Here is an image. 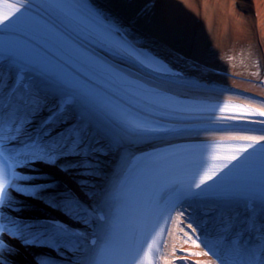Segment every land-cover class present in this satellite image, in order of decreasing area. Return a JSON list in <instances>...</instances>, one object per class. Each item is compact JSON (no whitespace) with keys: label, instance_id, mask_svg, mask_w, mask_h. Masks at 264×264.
<instances>
[{"label":"bare ground","instance_id":"6f19581e","mask_svg":"<svg viewBox=\"0 0 264 264\" xmlns=\"http://www.w3.org/2000/svg\"><path fill=\"white\" fill-rule=\"evenodd\" d=\"M81 1L86 10L99 13L108 21L120 25L123 35L127 36L144 56L149 59L162 58L164 65L171 66L177 75L150 72L130 55L109 50L104 45L95 47L97 56L108 68L112 69V66L117 68L119 65L121 69L146 79L162 90L197 100L202 108L209 106L218 108L226 103L230 104L231 108L245 103L264 106V81L244 80L237 77L234 72H225L224 69L210 66L205 62V43L215 38L224 48L226 45L232 48L231 61L232 64H236L242 55V42L251 35L250 32L253 37L251 42L257 43L264 55V0H186L193 9L189 8L187 12L200 18L201 30L204 28L211 30L207 35L202 31L197 40V50L191 56L184 50L179 51L174 43V40L181 36H192L188 25L185 23L181 24L183 26L177 25L179 21L175 18L177 13L174 10L176 0ZM61 5L66 7L64 10L69 9L66 0H61ZM224 11L236 15V25L233 27L227 25L222 15ZM75 18L67 20L63 12L61 18L56 17L58 20L61 19L63 29L80 34ZM229 19L230 16H227V20ZM238 32L245 35L243 39L238 36ZM4 69L0 67V102L5 100V95L14 81V72H7ZM68 82L84 84L78 78ZM44 87L48 85L38 84L29 93L27 103L26 95L18 92V98L16 99L15 95L11 102L13 104H10L5 112L6 118H16V125L20 126L17 134L21 138L28 139L33 136L43 118L61 104L60 99L64 91H61L60 98ZM83 88L85 89L84 86ZM102 90L105 88L102 87ZM89 97L84 96L85 101L82 102L84 105H79L82 108L79 109L78 115L82 116L83 120L78 119L77 112L72 106L63 114L64 125L61 124V120H57V124H53V129H50L52 125L45 128L44 132L47 134L41 140L43 142L41 147L45 149L41 154L45 155V159L31 158L24 165V169L31 176L27 181L20 180V183L29 186L13 190L14 199L10 201L8 210L15 214L28 213L33 221L21 225V230L16 232L18 235L21 233L20 236H10L11 247L3 256L4 264L6 262L40 264L42 256H58L60 259L66 258L67 261L77 257L75 264H96L101 248L113 232L109 222L102 221L98 214L105 211L109 219L114 218L124 205L125 199L121 193L125 190L126 179L134 166H137V158L142 153L145 154L151 148L167 143L219 139L230 132L264 135V123H261L264 116L257 114L245 116L240 120L223 119L228 115L218 110L215 114L210 113L207 116L205 113L193 112V118L187 117L184 123L186 127L192 125L207 127L214 124L222 126L221 129L186 130L160 136L142 133L129 128L116 117L102 115L94 104L89 103ZM86 102L88 107L85 106ZM237 114L234 112V115ZM59 130L64 132L58 133ZM55 153L62 154L69 161L70 170L62 169L59 164L53 162L52 156ZM241 200L242 202L235 199L231 204L225 199L217 201L208 198L188 202L178 210L184 214L185 222H197L195 229L202 241L201 248L212 253L210 256H192L190 260H212L214 264H225L222 262L225 260H230L233 264H259L261 255L264 254V202L256 200L251 205L249 201L243 198ZM61 202L68 209L67 219L72 224L83 227L87 236H71L67 231L42 220L45 213L49 215L45 205H60ZM252 206L254 208H251ZM175 218L177 223L171 224L169 231H174L175 235H168L166 243L169 245V251L173 243L178 247L180 245L183 248L193 247L191 244H183L180 228L183 227L184 232L189 231L185 224H179V218ZM30 231L37 235H31ZM94 236L100 238V242L95 246L89 243V239ZM21 238L35 240L25 244ZM61 247H68L66 249L69 250L70 257L61 254ZM175 255L183 257L187 253L177 251ZM54 262L56 261L52 259L51 263ZM160 264L165 262L161 261ZM174 264H189V261L176 259Z\"/></svg>","mask_w":264,"mask_h":264},{"label":"snow or ice","instance_id":"6c2138e0","mask_svg":"<svg viewBox=\"0 0 264 264\" xmlns=\"http://www.w3.org/2000/svg\"><path fill=\"white\" fill-rule=\"evenodd\" d=\"M27 0H0V28L10 27L15 21L20 18L21 9L24 7ZM18 13H21L19 16ZM9 66H15V62L12 60H5ZM231 99V98H229ZM229 104L226 103L220 108V112H224L229 109ZM232 111L238 113L237 115H231L223 117V119L240 120L248 115H260L264 116V106H256L252 104H240L234 105L231 108ZM264 123V121H261ZM140 127H143L142 125ZM19 132L18 127H13L11 121H0V206L5 202L7 189L9 187H15L14 180L24 179V177L18 176L15 171L16 165L22 161L21 156H29V153L10 150L5 141H11L14 139L13 135L6 133ZM264 143V135H254L246 132H230L227 135L219 137V141L211 146L210 151L207 154L206 164L202 169L196 173L195 178L192 181V187L197 189L201 188L208 181L213 180L217 174L227 168L233 161H237L244 153L249 149L254 148L257 144ZM44 149L39 146H35L32 150L29 158H35L44 160ZM175 217L179 218V224L184 225V214L182 212H176ZM171 224L177 223L176 218H171ZM189 232H184L183 227L180 228V232L183 236V244H191L193 247L183 248L173 243L170 247L165 244L161 246L158 244V240L164 235L174 236L175 232L166 233L163 229H157L144 243L143 247L139 248L137 255L134 256L126 264H160L164 261L165 264H174L176 259L188 260L189 264H214L212 260H190V257H202L210 256L211 252L201 248V238L196 233V229L191 224H186ZM3 228L0 227V231ZM195 249H200L196 251ZM177 251H183L187 255L183 257H177L175 253ZM171 256V259H169ZM259 264H264V254L261 255Z\"/></svg>","mask_w":264,"mask_h":264},{"label":"rangeland","instance_id":"374dc122","mask_svg":"<svg viewBox=\"0 0 264 264\" xmlns=\"http://www.w3.org/2000/svg\"><path fill=\"white\" fill-rule=\"evenodd\" d=\"M176 1L177 2L175 3L174 10H176L175 12L177 13V17L175 18L179 21V24L177 25L183 26L181 25L182 23L183 24L185 23V25H188V28L190 30L189 33L192 34V36H189V37L185 35L181 36V38L175 39L174 43L177 46L179 51L184 50L185 52H187L189 56H191L192 53L197 50V47H198L197 40L198 38H200L202 31H204L205 34L207 35L209 32H211V30L207 28H204L203 30H201L200 18L198 16L194 17L192 13L187 12L189 8H191V5L189 4L190 2L188 3L186 0H176ZM220 13L222 14V12ZM228 13L229 14H227V11H224V13L222 14L224 15L223 18L226 19L227 25L229 26L231 25L233 27L234 25H236V22H235L236 15L230 12ZM227 16H230L231 19L227 20ZM200 17H202V14L200 15ZM250 34L251 35L247 36L246 41L242 42L243 43L242 44L243 46L242 55L239 57V60L237 61L236 64H232L231 60H233L232 59L233 51L229 45H226V47L224 48L223 46L220 45V43H218L215 40V38L212 39L210 42H206L205 43L206 44L205 45L206 64L210 66H216V68L224 69V71L228 73L234 72L237 77H240L244 80L253 81V82L264 81V63H263L264 55L261 49L258 47V44L255 42H251L253 41V37H252L251 32ZM238 36L242 37L241 39H243L245 35L243 36L242 32H238ZM58 160L59 161H57L56 164H59L62 169H67V170L71 169V165L70 163L67 162L66 159L59 158ZM61 203L62 204L60 205L59 204L45 205L47 207L46 211L52 212L55 215L58 214L60 216L67 218L66 213H68V209L63 204V202ZM186 224H191L193 228H196V226L198 225L197 222H194V221L185 222L186 229H187ZM187 231H190V230L187 229ZM66 248L68 247H65V248L61 247L60 252L61 254L67 257H70V253H68L69 250H67ZM52 259L56 261L54 262V264H75L77 257L67 261L65 260L66 258H63V257H61L60 259L58 256L57 257L42 256L39 262L40 264H52L51 263Z\"/></svg>","mask_w":264,"mask_h":264}]
</instances>
